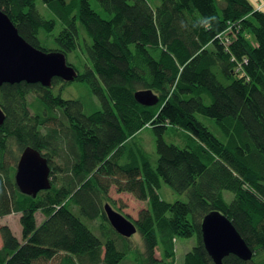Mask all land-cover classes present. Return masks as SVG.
Returning a JSON list of instances; mask_svg holds the SVG:
<instances>
[{
  "label": "trees",
  "instance_id": "obj_1",
  "mask_svg": "<svg viewBox=\"0 0 264 264\" xmlns=\"http://www.w3.org/2000/svg\"><path fill=\"white\" fill-rule=\"evenodd\" d=\"M37 1L0 0V9L27 42L48 51L40 34H51L57 21L46 19ZM40 1L64 27L56 38L60 52L77 51L83 33L91 40L92 67L77 81L89 85L101 110L87 115L82 102L54 96L41 84L0 88V220L19 214L22 228L18 238L0 223V264H124L129 247L106 216L103 201L109 200L143 236V264H173L174 239L193 237L198 243L185 263L215 264L201 233L202 219L214 210L229 218L253 251L249 261L230 255L223 263L264 264L262 4L160 0L155 10L149 0H96L98 9L92 0ZM146 90L158 97L156 105L136 101L135 94ZM30 94L35 99L28 103ZM147 124L156 137L155 163L143 153L141 160L128 153L121 163L109 156L116 151L120 158L117 148ZM169 126L190 133L183 146L166 142ZM15 143L21 151L31 146L46 152L49 162L65 150L66 167L51 164L53 176L64 173L61 186L56 177L36 198L21 193L6 167ZM146 168L188 201L167 203L154 194L149 205ZM229 190L234 193L227 203ZM74 210L89 221L102 218V236Z\"/></svg>",
  "mask_w": 264,
  "mask_h": 264
},
{
  "label": "water",
  "instance_id": "obj_2",
  "mask_svg": "<svg viewBox=\"0 0 264 264\" xmlns=\"http://www.w3.org/2000/svg\"><path fill=\"white\" fill-rule=\"evenodd\" d=\"M78 76V71L68 63L65 54L46 52L31 45L0 9V87L21 82L51 87L54 78L72 82ZM135 99L143 106H154L159 101L151 90L137 92ZM4 120L5 112L0 106V126ZM51 172L48 159L35 148L27 146L17 165L16 185L21 193L36 198L52 188ZM104 210L119 235L129 238L137 232L135 224L110 204H106ZM201 233L205 248L215 264H224V259L231 254L245 261L253 258L251 248L229 218L219 210L208 213L202 219Z\"/></svg>",
  "mask_w": 264,
  "mask_h": 264
},
{
  "label": "rangeland",
  "instance_id": "obj_3",
  "mask_svg": "<svg viewBox=\"0 0 264 264\" xmlns=\"http://www.w3.org/2000/svg\"><path fill=\"white\" fill-rule=\"evenodd\" d=\"M151 5L155 8L158 5L161 4L160 0H149ZM251 2L255 6H259L262 4L263 10H264V0H251ZM93 8H97V1L92 0L91 1ZM259 3V4H257ZM36 7L38 11L46 18V19H54L57 21L56 29L51 33L47 34L46 32L42 31L40 34L41 39V46L46 48V52H60V47L57 45L56 38L59 36L61 31L63 30L62 23L56 19L53 12L48 9L40 0L36 2ZM101 14H103V11H101ZM81 31L85 32L84 29L81 27ZM86 34V33H85ZM83 33L82 40L79 41V47L77 51L69 53L67 55V61L70 65L75 67V69L78 71L79 75L83 74L88 68L92 67L91 61L88 57V46L91 44V40ZM211 46H209L210 48ZM79 78V76H78ZM77 78V79H78ZM55 79V78H54ZM53 79V80H54ZM77 79L72 82H64V83H57V85L49 88L54 96L61 95L63 99L65 100H75L80 101L84 105V112L87 115H90L96 111L101 110V103L97 96L92 92L91 88L85 81H81ZM5 85V84H3ZM35 99V96L33 94L28 95L26 98V102L31 103ZM169 129L165 134V140L167 143L170 144H176L183 146L185 144L186 135L190 134L186 129L178 127V126H169ZM25 149V148H24ZM37 150V149H36ZM117 150L120 153V158H117L115 155L116 151H113L109 154L110 157H113L114 160H117L121 163V161L131 154H135L137 157L141 160V153H143L145 156L148 157L151 163H155L158 159L157 151H156V137L153 133V130L151 128V124H147L145 128H139L137 129L133 135L130 136V139L128 140L125 147H118ZM39 151V150H38ZM65 151V150H64ZM62 152L61 157L57 158H50L52 159L51 162H49V165L52 170L51 164H54L57 167H60L64 169L66 167V159L65 152ZM10 155L7 157L6 163L8 168V174L11 177L12 181L16 183V173H17V165L20 159V156L23 152V150H19L18 145L15 143L11 145L10 148ZM40 152V151H39ZM45 158H47L44 154L46 152H40ZM135 155V157H136ZM48 159V158H47ZM49 161V160H48ZM153 165V164H152ZM144 178H143V184H144V190L147 194V199L150 202L152 201V198L154 194L159 196V198L167 203H175L177 201L187 202L188 197L187 194H178L176 193L171 187L163 183L156 182L157 179H155L153 174H149L148 168L144 170ZM52 177V183L55 181V178L57 177V181L55 186L60 187L62 182L61 180L64 179V173H58L54 176L51 174ZM156 181H155V180ZM16 185V184H15ZM233 191H225V198L227 200V203H230L233 199ZM125 199L129 200L127 196L124 197ZM110 201V202H109ZM109 201H103V205L110 204L116 211L119 213L126 215L124 212H122V208L120 209L119 206L113 202L111 203V200ZM119 204L122 203V199L118 200ZM148 205V202L147 204ZM75 213L80 215L82 219L87 223L92 231L96 233L99 236H102V233H100V227L104 226L102 223V218H98L94 221H89L86 217H84L80 212ZM44 215L42 213H37V221L39 224H41L42 221H44ZM1 224L8 225L11 230L14 232V234L21 238L22 234V228L20 225V215L19 214H12L9 216L4 217L0 220ZM119 235V234H118ZM120 236V240L117 236H115L118 241H121L120 243H123L124 245H127L129 247V255L127 257V261L124 264H143V257L142 253L145 250V244L143 240V236L136 232L131 237L127 238L122 235ZM124 238V239H121ZM198 240L196 237L190 238V239H182L177 238L174 239V248H175V261L173 264H186L185 260L189 253L193 251V249L197 246ZM159 249V248H158ZM160 251L157 253V258H160ZM232 255V254H231ZM236 256V255H235ZM238 257V256H237ZM239 258V257H238Z\"/></svg>",
  "mask_w": 264,
  "mask_h": 264
},
{
  "label": "flooded vegetation",
  "instance_id": "obj_4",
  "mask_svg": "<svg viewBox=\"0 0 264 264\" xmlns=\"http://www.w3.org/2000/svg\"><path fill=\"white\" fill-rule=\"evenodd\" d=\"M57 79L59 80V82H58V83H61V82H62V83H64V82H65V81H63V80H62V79H60V78H57ZM55 85H56V84H55ZM55 85H54V84H52V86H55ZM52 86H51V87H52ZM51 87H50V88H51ZM0 106H1V105H0ZM2 109H3V108H2Z\"/></svg>",
  "mask_w": 264,
  "mask_h": 264
},
{
  "label": "crops",
  "instance_id": "obj_5",
  "mask_svg": "<svg viewBox=\"0 0 264 264\" xmlns=\"http://www.w3.org/2000/svg\"><path fill=\"white\" fill-rule=\"evenodd\" d=\"M150 4H151V3H150ZM257 4H259V3H257ZM151 6H152V5H151ZM152 7H153V6H152ZM158 7H159V5H158L157 7H155V8L153 7V9H155V10H156ZM18 238H19V237H18Z\"/></svg>",
  "mask_w": 264,
  "mask_h": 264
},
{
  "label": "bare ground",
  "instance_id": "obj_6",
  "mask_svg": "<svg viewBox=\"0 0 264 264\" xmlns=\"http://www.w3.org/2000/svg\"><path fill=\"white\" fill-rule=\"evenodd\" d=\"M1 87H2V86H1ZM1 87H0V88H1Z\"/></svg>",
  "mask_w": 264,
  "mask_h": 264
}]
</instances>
